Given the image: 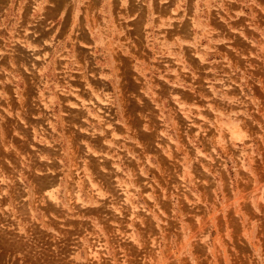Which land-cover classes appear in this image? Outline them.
<instances>
[{
	"label": "rangeland",
	"instance_id": "1",
	"mask_svg": "<svg viewBox=\"0 0 264 264\" xmlns=\"http://www.w3.org/2000/svg\"><path fill=\"white\" fill-rule=\"evenodd\" d=\"M0 264H264V0H0Z\"/></svg>",
	"mask_w": 264,
	"mask_h": 264
}]
</instances>
